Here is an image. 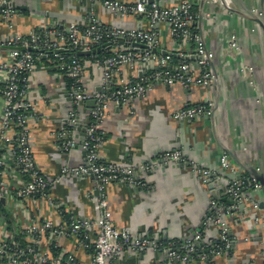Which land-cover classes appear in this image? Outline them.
<instances>
[{"label":"built area","instance_id":"built-area-1","mask_svg":"<svg viewBox=\"0 0 264 264\" xmlns=\"http://www.w3.org/2000/svg\"><path fill=\"white\" fill-rule=\"evenodd\" d=\"M212 1H217L229 13L234 11L232 0ZM198 2L178 0L177 4L162 6L155 1L147 4L139 0H87L89 9L99 4L121 24L105 25L88 16L83 25L70 22L62 29L50 25L21 35L14 31L10 20L15 10L13 0H0V22L9 32L0 43L7 51L0 59V264H82L74 252L59 250L55 243L57 237L74 239L77 249L89 252V264H120L125 253L132 258L148 251L163 254L161 260L152 264H213L215 257H223L234 248L228 217L249 216L248 228L253 236L258 230H264V209L260 208L264 203V188L251 178V182H246L248 178L230 164L226 153L220 156L222 175L225 174L223 196L232 204L224 206L216 200L209 202L202 225L207 233L216 230L213 239L207 240L201 231H196L177 243L157 242L155 237H136L126 229H116L111 218L107 187L117 183L141 188L144 183L137 180L134 166L99 160L98 150L104 141L101 127L109 106L131 109L136 100L144 98L156 86L208 88L215 79L208 66L211 54L202 37L192 30L196 19L193 7ZM139 16L146 20L145 29L125 25V21ZM249 16L264 22V10H252ZM160 26L167 28L169 42L173 45L171 51H164L167 55L161 53L158 43ZM118 39H123L126 44L119 46ZM105 43H110L111 49L89 56L88 61L83 60L86 57L77 56L78 52H90ZM132 43L145 45L147 49L133 48ZM228 47L239 50L234 34L229 35ZM153 49L157 52L153 53ZM172 56L179 60L174 62ZM185 56L193 60H186ZM40 64L57 71L60 78L71 81L66 93L74 107L68 109L63 126L52 134L60 151L68 153L77 146L73 136L80 120L76 107H85L91 99L95 101L83 143L79 146L83 162L78 166H63L55 180L68 175L93 177L98 194V215L94 219L81 220L65 215L60 203L52 197V182L43 175L34 158L29 126L30 121H40L41 114L38 102L29 100L26 94L30 75ZM124 68L133 75L124 77ZM88 70L99 75L100 93L86 87L83 78ZM247 70L252 71L251 68ZM209 110L207 105L199 104L176 111L172 118L176 121L197 120L208 115ZM160 161L162 165L185 164L179 149L164 152ZM191 167L202 183L215 184L219 180L209 169L195 164ZM28 200L43 202L54 209L60 222L55 224L50 219L36 218L16 234L7 235L6 212L10 209L12 217H17L14 209ZM257 249V255L251 257L248 264H259L257 256L264 261V239L259 241ZM139 264L150 263L140 261Z\"/></svg>","mask_w":264,"mask_h":264},{"label":"crops","instance_id":"crops-1","mask_svg":"<svg viewBox=\"0 0 264 264\" xmlns=\"http://www.w3.org/2000/svg\"><path fill=\"white\" fill-rule=\"evenodd\" d=\"M59 1L13 0L15 10L10 20L14 31L24 35L34 28L50 25L61 29L70 22L83 25L88 16L105 25L121 24L99 4L89 9L87 1L83 4L68 0L61 9ZM177 1L158 0L162 6L174 5ZM53 2L57 7L51 5ZM232 2V13L212 0H199L194 7V30L211 54L208 66L215 79L210 87L156 86L144 98L136 100L131 109L109 106L101 127L104 141L98 150L99 160L134 166L137 180L144 183L141 188L117 183L107 187L108 206L116 229H126L136 237L164 239L161 241L170 244L182 241L200 228L207 240L213 239L216 230L207 233L202 223L209 202L218 201L224 195L225 174L222 175L220 156L226 153L240 174L245 172L237 162L264 172V30L249 16L252 10H264V0ZM125 25L145 29L146 20L139 16L125 21ZM231 34L237 38V51L228 47ZM8 35L6 25L0 22V43ZM158 43L162 52L173 48L165 26L159 27ZM183 51L191 53L187 49ZM5 52L0 46V59ZM58 75L45 64L37 65L30 75L26 96L38 102L41 114L40 121H30V146L41 172L52 182V197L60 203L65 215L91 220L98 215L95 179L68 175L55 181L63 166H78L83 162L79 146L68 153L62 152L52 136L63 126L71 107L66 80ZM132 75L128 68L123 69L124 77ZM83 81L89 91L99 87V75L93 70L86 72ZM199 104L210 108L208 115L190 121L172 118L176 111ZM76 110L80 121H84L86 108L78 106ZM73 136L79 137L80 133L74 130ZM175 149L181 150L185 164L163 167L158 163L164 152ZM192 164L215 172L219 180L212 189L195 177ZM14 211L17 217H12L10 209L6 212L7 235L16 234L36 218L60 222L56 211L43 202L28 200ZM227 220L230 234L235 237L234 248L223 257H215L213 264H248L256 256L252 248L256 249L264 239V230H258L253 236L248 228L250 217L246 215L230 216ZM55 243L59 250L74 252L82 264H89V252L77 249L74 239L57 237ZM242 255L247 256L242 258ZM162 258L163 254L152 251L132 258L125 253L120 264L140 261L152 264ZM256 260L264 264L259 256Z\"/></svg>","mask_w":264,"mask_h":264},{"label":"water","instance_id":"water-1","mask_svg":"<svg viewBox=\"0 0 264 264\" xmlns=\"http://www.w3.org/2000/svg\"><path fill=\"white\" fill-rule=\"evenodd\" d=\"M86 1L87 0H80V2H82L83 4H86ZM146 1L147 4H151L152 2H158V0H139V2H144ZM250 19L254 20L263 30H264V24L262 22V20L258 19V18H255V17H250ZM117 44L119 46H124V44H126L124 42L123 39H118L117 40ZM131 47L133 48H138V49H147V47L145 45H141V44H137V43H132L131 44ZM111 49V44L110 43H105L104 45L101 46V48H98L96 50H92V51H86V52H78L77 53V56L79 57H89L91 55H94V54H100L103 50L105 51H109ZM153 53L157 52L156 49H153L152 50ZM163 55H167L168 53L167 52H161ZM184 59L186 60H193L192 57H184ZM100 88H97L95 90L96 93H100ZM69 100V99H68ZM95 105V101L93 99L91 100H88L86 103H85V108H86V116H85V120L84 121H80L78 120L77 124L75 125V130L77 132L80 133V136H75V138H77V146H81L82 143H83V140H84V137H85V131H86V128L90 122V117H89V113H90V110L94 107ZM74 106L71 105V108H73ZM160 161V160H159ZM158 163L159 164H162L161 161ZM237 164L242 168L243 172L247 173L249 175V177L256 183L258 184L259 186L263 187L264 188V172H262L260 169H258L257 167L253 166V165H244L240 162H237ZM166 165H163V167H165ZM215 183V182H214ZM206 184L208 185V187L210 189L213 188L214 184H212L210 181H206ZM98 195V194H97ZM260 208L264 209V203H261L260 204ZM201 227V226H200ZM198 231H201V229L199 228ZM231 236V235H230ZM164 241V239H159L157 238V242L159 241Z\"/></svg>","mask_w":264,"mask_h":264},{"label":"trees","instance_id":"trees-1","mask_svg":"<svg viewBox=\"0 0 264 264\" xmlns=\"http://www.w3.org/2000/svg\"><path fill=\"white\" fill-rule=\"evenodd\" d=\"M194 7H195V6H194ZM194 7H193V12L195 13ZM192 30H193L195 33H197V32L194 30V26H192ZM104 54H105V55H108L107 53H104ZM68 55H69V53H68ZM101 55H102V54H101ZM83 60H84V61H88L89 58L86 57V58H83ZM172 60L175 62V61H178L179 58H177V57H175V56H172ZM65 80H66V84H68V86H69L70 83H71L70 79H67V78L65 77ZM243 176H245L246 178H248V180H246V182H251V179H250V177H249V175H248L247 173H243ZM244 184L247 185L245 182H244ZM218 202H219L220 204L224 205V206H230V205L232 204L231 200L228 199L226 196L221 197V198L218 200ZM235 220H236V219H235ZM151 237H152V236H151ZM233 237H234V236H231V239H233ZM155 238H156V237H155ZM234 238H235V237H234ZM161 242H162V241H161ZM163 243H165V242H163ZM218 244H220V243H218ZM252 249H253L252 253H254V254L257 255V253H258V249H257V247H256L257 250H256L255 248H252ZM231 250H233V249H231ZM242 256H243L242 258H244V257H246L247 255H242Z\"/></svg>","mask_w":264,"mask_h":264},{"label":"rangeland","instance_id":"rangeland-1","mask_svg":"<svg viewBox=\"0 0 264 264\" xmlns=\"http://www.w3.org/2000/svg\"><path fill=\"white\" fill-rule=\"evenodd\" d=\"M67 3H68V0H60V1L58 2V6H59L61 9H63L64 6H66ZM51 5H53V7H54V6L57 7V5H56L55 2L51 3Z\"/></svg>","mask_w":264,"mask_h":264}]
</instances>
